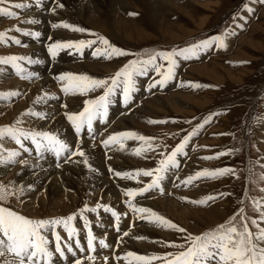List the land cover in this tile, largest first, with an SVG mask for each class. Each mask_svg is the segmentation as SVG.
I'll return each instance as SVG.
<instances>
[{"label":"rangeland","instance_id":"rangeland-1","mask_svg":"<svg viewBox=\"0 0 264 264\" xmlns=\"http://www.w3.org/2000/svg\"><path fill=\"white\" fill-rule=\"evenodd\" d=\"M87 1L81 0L79 2L78 0H71V6H67L62 0H56L54 6L47 13L45 8L50 4V0H44L41 8L32 7L26 10V12L32 11L30 13H34L31 18L37 19L39 24L42 23L43 25L44 23L45 25V19L48 18V23L46 22L48 26L45 29H41L39 24H28L31 26L30 28L24 27L26 23H23V21L27 18L23 19L21 17L23 13L19 12H25V10L11 8V3H29V0H11V3L0 5V7H9L10 10L19 13V18L0 16V31L19 26L22 29L42 33L39 39H33L32 37L12 31L9 35L20 38L22 44L15 45L8 43L10 45L8 46L7 44L0 43V56H27L32 57L36 61L31 64L21 62L26 70L25 72L36 74L34 78L21 79L14 75L12 71V76L10 75L6 80L0 79V92L8 91V85L13 80L21 82L23 86L22 89H19L20 95L18 97L0 100V118L4 113L3 108L6 109V113L8 112L6 116L10 117L12 115L10 109L15 104L20 103L29 94L30 89H27V83H29L28 88H30V85H34L36 81L43 80L44 76L36 70L37 67L42 70H48V72L52 73V76L46 77L48 78V83L44 84L38 95H36L33 106L36 105L37 98L44 94L54 95L56 97L53 99L54 105H60L59 107L64 106L67 103V99L72 98L74 100L75 98L76 103H74V107L72 108L74 111L70 112L75 113L83 109L85 99L95 98L102 94L103 90L98 89L87 95L64 94L62 96L58 91V80L55 83V77L58 74L67 71L74 74H87L94 78H108L114 75L128 60L136 59L138 56L146 58V54L153 50H169L173 47L179 49L203 40L205 37L211 38L225 32L233 33L226 37V48L217 49L213 45L212 48L201 53L197 58L186 61L180 60L179 67L176 69V74L172 79L175 81L172 82L171 80L164 89L156 91H154L155 88L151 89L153 91L152 94H146L142 97L139 96L142 91H136L133 98L139 96L135 103L137 105L134 106L131 112L118 116L112 125H116L114 128L121 127L118 124V119H120L121 122L124 121L123 123L128 125L123 124L126 127L123 131L131 130L153 138L154 151L145 153L141 157L136 156L132 154V151L139 145H136L135 140L125 141V150L120 151L117 148V152L123 155L122 159H126L125 168L123 170H114L110 167L112 170L122 173L128 172L131 169H153L155 168L153 165H156L161 158L159 153H170L196 125L203 123L205 118L211 117L210 121L198 129L197 135L193 136L188 142L191 145L189 146V150L185 151L186 155H184L181 161L182 167L180 168V172L174 175V171L178 169H173L170 171L172 177L168 174L166 175V180L170 183L166 186V189L164 188L163 192L157 191L158 194L153 196L151 200L138 199L139 201H137V203H142L138 206H148V208L156 211L159 215L164 216L185 229L186 232L180 233L176 230L157 227L153 224L148 227L151 230V236L145 235L144 238L148 239L143 242L144 249L137 254H156L160 256V252L180 251L181 249L166 246V241L183 243V238L186 234H201L206 230L212 229L214 226L228 220L241 208L244 209L246 216L257 217L258 213L254 210L253 201L264 198V191H261V189H264V180L259 179L264 174V167H262L264 165V3H260L259 0H103L99 2L93 1L92 3L90 1L87 3ZM58 4H63L64 7L60 8ZM77 5L79 7L82 5L83 9L90 7L89 10L86 9V12L88 11L87 14L80 16ZM246 6L250 7L252 11L248 12ZM54 7L55 12L52 11ZM99 9L102 11L101 13H99ZM63 11H68V15H65ZM130 13H135V15H130ZM38 14L44 15L45 19L38 16ZM53 15L58 16V18ZM59 16L62 17L60 18ZM55 22H67L73 26L82 27L87 31L81 33L62 27L51 28V25ZM110 22L114 26L119 23L118 25L121 29L113 27L110 25ZM92 33L104 36L112 46L126 51L129 55L114 57L112 59L93 57L92 51L96 47H100L97 43L91 48L85 47L83 50L85 51L84 56L76 57V54L66 56V53L70 50L60 52L56 58H52L57 62L51 59L52 65H48L47 54L45 55L42 46L40 55L32 51V45L39 44V40L44 39L46 35H52L49 41L51 43L56 41L95 39ZM49 43L46 44V48ZM86 50H90L91 52ZM9 69H11L10 66ZM148 76L151 80L154 76L157 79L159 78L153 71H150ZM23 80H26V83ZM140 80L141 82L143 81L142 77L138 78V81ZM189 82H196L200 87L192 88L189 86ZM151 91L149 90L148 92L151 93ZM133 98L127 106L131 105ZM117 104L119 103L116 101L111 108L113 109ZM31 106H28V109H33ZM127 106L122 110L127 109ZM48 107L51 108V106H46V108ZM26 110L17 114L9 122L0 123V126L11 124L21 117V114ZM33 110L35 111V109ZM113 115L114 112L108 118ZM26 117L24 116L23 118L24 123L22 126L37 129L35 125L32 126L28 123L27 119L29 118ZM55 117H58L56 113L54 120L57 119ZM149 120L165 122L153 124L149 123ZM63 124L64 126L66 125L65 123ZM63 124L61 125L62 129L66 132L68 127L67 125L64 127ZM51 130L47 129L50 132ZM114 130H111L109 135L113 134ZM118 132H121V130ZM61 137L65 138L64 136ZM89 142L90 140L87 139H82L79 142L80 147L87 156L89 154V149H86L88 145L92 147L91 151H94L96 146L100 151L101 148L95 142ZM70 144H72V141ZM156 145H159V147H155ZM10 146L17 148L12 142H10ZM220 152L228 154L217 157V154ZM24 154V156H27V153ZM46 154L50 156L49 159L52 158L51 154ZM156 155L157 157H155ZM102 156V159H104L103 152ZM202 157L217 158L202 159ZM43 159L48 162L46 158H40L39 160L42 161ZM82 160L83 158L79 156L72 157L73 162L81 161L79 164L86 171H89V168L83 165ZM53 163H55V168L63 169L68 162L60 164L53 161ZM57 164H59V168ZM18 165L20 164L16 163L7 167L2 166V170L5 172L3 173V177L0 174V183L22 186L24 184L23 180L19 178L16 174L17 172L15 173ZM222 168H232L235 170V174L215 178H201L195 180L189 186L180 184L181 180L202 169L215 170ZM114 171L107 173L105 170L107 178L111 181L112 178L116 177ZM109 174L112 175V178ZM137 179H140V177ZM172 179L175 180L172 182ZM135 180L132 179L130 183H133ZM87 183V177L84 175L74 180L72 187L67 188V194L69 196H76L75 200L68 197L64 199L63 203L58 202L54 205L52 204L53 201L47 206H41L37 202L34 205H25L23 196H20L10 198L5 206L28 218L47 219L67 217L69 214L78 213L86 204L89 207H94L97 203L120 207L119 203L124 202L122 200L123 194H120V197L117 195V199L116 197H112L110 193H106L103 189H99L94 193L92 192L93 190L89 191V184ZM120 184L122 185V183ZM120 184L117 183V187L119 190H123ZM41 191L43 192V188L40 189ZM219 193H228L230 195L224 197L218 196L217 199L208 201L203 205L189 202V200H199L209 195L217 196ZM62 194L63 192H61ZM49 195L50 201L61 198L60 193L52 194L51 192ZM184 197L189 199H182ZM166 199L176 204L173 210L168 208V206L164 207L162 205V201H166ZM146 201L150 203L148 205L143 204ZM100 209L103 210V208ZM183 209H189L185 216L180 213L183 212ZM119 210L112 209L115 212ZM84 214L93 220L91 213L85 212ZM103 215L105 218H109L110 222L114 218L111 213L108 214L99 210L100 218L97 222L105 220L103 219ZM77 223L78 219L74 222L76 228H78ZM99 224L102 229H105L104 227L109 225L108 222ZM143 226H147V222L143 221ZM249 226L251 227L250 221ZM91 227H94V224ZM112 229H114L113 233H118L115 228ZM93 233V235L97 236V233ZM84 238L86 240L81 247H78L79 249L73 245L74 249H76L73 259L77 258L78 255H87L83 254L85 250L90 252L87 247V236L84 235ZM123 239L122 243L124 245L125 237ZM127 240L128 237L126 236ZM98 245L99 243L95 244V246ZM52 247L54 248L53 245ZM117 247V245H114V248H103L105 250L110 249V251L112 250V252L117 254ZM78 250H81L80 253L82 254H78ZM54 261L55 264H60V261L55 258ZM61 263L65 264L68 262L61 261ZM83 263L100 264V260L97 259L93 262L82 260ZM111 263V261L107 262V264ZM161 263L162 261L152 262V264ZM121 264L125 263L121 261Z\"/></svg>","mask_w":264,"mask_h":264},{"label":"snow or ice","instance_id":"snow-or-ice-1","mask_svg":"<svg viewBox=\"0 0 264 264\" xmlns=\"http://www.w3.org/2000/svg\"><path fill=\"white\" fill-rule=\"evenodd\" d=\"M264 3V0H259ZM11 3V0H0V5ZM44 0H29V3H11V8L20 10H28L32 7H40ZM58 7L63 8V4H58ZM246 10L251 12L252 9L246 6ZM55 12V8L52 9ZM135 15V13H130ZM0 16L19 18L17 11L10 10L9 7H0ZM26 24H38L39 21L35 18L24 20ZM52 28L70 29L75 32H85L82 27L73 26L67 22L54 23ZM15 31L24 36L39 39L41 33L29 29H22L19 26L0 31V43L11 42L15 45H21L22 40L16 36H10L9 33ZM233 33L225 32L217 34L211 38L203 39L194 42L191 45L182 48H171L169 50H153L146 54V58L137 57L130 59L122 65L111 77L94 78L87 74H74L65 72L58 74L55 79L61 82V92L65 95L79 94L87 95L102 89V94L95 98L84 100V107L78 113L65 112L67 121L74 129L77 137H80L82 130L92 136L93 122L99 121L103 123L108 115L109 105L112 103V97L119 94L122 96L124 103H129L133 94L138 90L137 82L139 77H146L150 71H153L159 78H152L147 85L146 90H151L157 86L163 89L175 76L176 69L179 67L180 60H190L199 57L201 53L208 51L213 45L217 49L227 47L225 40L228 35ZM95 39L78 40V41H56L47 45V52L53 59L56 58L61 51L74 49L76 53H83L85 47L91 48L97 43L100 47H96L92 52L93 57H104L112 59L114 57H123L129 55L126 51L112 46L108 39L104 36L92 33ZM74 54V53H70ZM21 62L31 64L36 62L32 57L8 55L0 56V65L11 66L21 79H32L36 74L31 73L25 75V69ZM0 68V71H3ZM192 88H198L200 85L196 82H189ZM19 91L9 90L0 92V100L5 98L11 99L18 97ZM56 97L50 94H44L37 98V103H42L46 106L50 99ZM67 107V105H64ZM33 116L37 119H47V113L39 110L28 109L21 114L9 125L0 126V166H10L16 163L27 165V160H20L21 151L29 152L34 150L37 157H42L45 152L53 153L56 157H63L65 162H73L72 157H82V163L90 171H96L90 163L89 157L80 147L79 141L75 150L71 144L62 138L59 132H50L47 130H38L33 128L23 127V117ZM211 117L204 119L203 123L196 125L183 139L172 149L170 153H159L162 157L158 160L157 166L153 169H138L130 172L114 171L116 177L124 179H137L141 176L150 177L149 183L143 187L134 188L128 187L122 190V194L127 196L128 207L140 220L154 223L157 227L176 230L180 233H185L186 230L179 227L169 219L159 215L156 211L144 207L137 206L132 203L133 199L148 193L150 190L159 189L163 192L161 183L166 179V175L173 169L179 168L178 156L186 155L185 147L190 139L197 135L198 129L202 128L210 121ZM149 123H164L165 121L149 120ZM139 141L138 147L134 148L132 154L141 156L145 153L154 151L153 138L139 134L135 131H122L109 135L102 140L105 147L119 145L120 151L125 150V141ZM14 142L17 148L6 147L7 143ZM25 142H30L33 149H29ZM155 147H159L156 145ZM235 151V150H234ZM67 154V155H65ZM228 153L220 152L218 156H223ZM217 157H202V159H213ZM110 158V157H109ZM81 163V161H75ZM59 167V164H57ZM264 167V165H262ZM235 170L232 168L222 169H202L195 172L193 175L186 177L180 181L184 186L191 185L195 180L201 178L223 177L225 175H234ZM264 180V174L259 177ZM29 189L30 185L27 186ZM25 186L5 185L0 183V258H5L3 264H55L54 256L57 254L63 257L66 252L73 253L74 248L71 243L63 240L57 228H62L67 235L68 241L73 240L79 235L78 229L74 226V221L78 218L82 221L87 230V247L90 252L95 251L94 241L96 237L90 225V221L84 215L85 212L96 213L98 209L103 208L104 212H109L116 218V230L119 232V216L112 208L107 205L97 203L94 207H89L87 204L79 210L78 213L69 214L67 217L28 218L10 207L5 206L12 197H20L23 195ZM264 191V189H261ZM230 195L228 193H219L217 196L209 195L199 200H189L190 203L199 205L206 204L208 201L215 200L219 197ZM182 199L188 200L184 197ZM254 210L258 213L257 217H248L244 214V209L241 208L237 213L233 214L225 222L214 226L212 229L206 230L201 234H186L183 243L167 242L166 246L181 249L177 252H169L163 256L156 254H137L133 251H128L123 257L116 256L115 259L121 258L128 261V264H152L153 261H162V264H264V198L253 201ZM239 217V219H237ZM249 221L251 227L249 226ZM255 229V230H253ZM49 234L52 239H49ZM129 236L128 232H123L122 237L118 240V246L123 241V237ZM139 239H144L139 237ZM159 242V241H158ZM101 248L108 247L104 239H99ZM54 244V248L52 245ZM75 246L78 248L80 242L75 240ZM10 256L11 259L6 257ZM89 260H94V256H89ZM108 258L105 257V264ZM74 264H82L80 259H76Z\"/></svg>","mask_w":264,"mask_h":264},{"label":"bare ground","instance_id":"bare-ground-1","mask_svg":"<svg viewBox=\"0 0 264 264\" xmlns=\"http://www.w3.org/2000/svg\"><path fill=\"white\" fill-rule=\"evenodd\" d=\"M64 2V4H66L67 6H69L71 4V0H62ZM74 1V0H72ZM79 2L81 0H78ZM90 1V3H92L93 1H96V2H99V1H103V0H88L87 3ZM78 2V3H79ZM86 2V0H85ZM77 3V4H78ZM83 4V3H81ZM95 4V3H93ZM54 6V5H53ZM71 6V5H70ZM56 7V6H55ZM54 7V8H55ZM78 7V10H79V14L80 16L82 15H86L87 12H86V9L89 10L90 7L88 8H82V5ZM46 9V8H45ZM98 10V9H97ZM100 10V9H99ZM32 11H29V12H19V13H23L22 14V18L25 19H30L32 15H34V13H30ZM41 12V11H40ZM65 12V15H68V11H63ZM83 12V14H82ZM102 11L100 10L99 13H101ZM25 13V14H24ZM42 13V12H41ZM44 13V12H43ZM61 13V12H60ZM85 13V14H84ZM46 14V13H45ZM59 14V13H58ZM48 15V14H47ZM105 15V14H104ZM38 16L40 17H43L45 19V16L42 15V14H38ZM53 16H56V15H53ZM63 16V15H62ZM61 16V17H62ZM101 16V15H100ZM60 17V16H59ZM60 17V18H61ZM84 17V16H83ZM106 17V16H105ZM33 18V17H32ZM56 18H58V16H56ZM92 18V17H91ZM25 19V20H27ZM42 19V18H40ZM43 20V19H42ZM61 20V19H60ZM88 21L90 23L91 20L88 19ZM56 23V22H55ZM104 23V22H103ZM39 24V23H38ZM119 24V23H118ZM116 24L115 26L113 25L112 22H110V25H112L113 27L115 28H118V29H121L119 27V25ZM5 25V24H4ZM48 26V24H46L45 22V25L43 23L39 24V27L41 29H45V27ZM26 28H30L31 26H29L28 24H25ZM5 28V27H3ZM33 28V27H32ZM52 28V27H51ZM112 28V27H111ZM49 29V28H48ZM137 31V30H136ZM114 32V31H113ZM139 33V32H137ZM42 34V33H41ZM52 36V35H50ZM130 37V36H129ZM27 40V39H26ZM43 40V39H42ZM42 40H39V44H34L32 45V51H34L35 53H38L40 55V52H41V42ZM29 41V40H28ZM31 41V40H30ZM33 42V41H32ZM31 42V44H32ZM29 43V42H28ZM37 55V54H36ZM42 57V56H41ZM37 59V58H36ZM41 59V58H40ZM45 60V59H44ZM53 60V59H52ZM54 62H57L56 60H53ZM42 62V61H41ZM47 63V62H46ZM58 64V63H57ZM56 64V65H57ZM37 65V64H36ZM52 65V64H51ZM1 66V65H0ZM47 66V65H46ZM34 68V66H32ZM4 70L3 71H0V79L1 80H6L7 77H9L10 75L12 76V71L11 69H9V66H3L2 67ZM195 68V67H194ZM197 68V67H196ZM199 68V67H198ZM203 68V67H201ZM110 69V68H108ZM208 69V68H207ZM40 74H42L44 77H43V80L41 81H36V83H34V85H30V88H28L29 86V83H27V89H30V92L28 95H26V97L18 104H15L13 106V108H11L10 110L12 111V115L9 117L6 116V109H4V113L3 115H1V118H0V123H6V122H9L10 120H12L14 117L17 116V114H20L23 110H26L28 109V106H31V108L35 109V110H39V111H43V112H46L47 113V119H37L36 117H33V116H27L29 119L28 120V123L30 125H35L37 127V129L39 130H51V129H55V130H51V132L53 131L54 133L55 132H59V134L61 136H64L67 141H72V136H70V133H69V130H63L62 129V124L65 123L64 122V117L63 115H65L64 113L65 112H71V111H74L72 108L74 107V103L75 102V98L74 100H72V98H69V100L67 99V103L65 105H67V107H59L60 105H54V100L53 99H50L46 106H51V108H46V106L42 103H35L36 105L33 106V101L35 100V97L36 95H38V93L40 92V90L42 89V86L44 84H47L48 83V78H46L47 76H52V73L48 72V70H45V69H39L37 67V69ZM207 71V70H206ZM205 71V72H206ZM67 72V71H66ZM207 74V73H206ZM210 74V73H209ZM210 76V75H209ZM46 78V79H44ZM42 79V78H41ZM21 80V79H20ZM24 81V80H23ZM26 81V80H25ZM24 81V82H25ZM6 82V81H5ZM3 82V83H5ZM8 82V81H7ZM26 83V82H25ZM6 85V84H5ZM8 91L9 90H15V91H19V89H22L23 86L21 85V82H17L15 80H13L10 85H8ZM25 86V85H24ZM47 92V91H45ZM23 94V93H22ZM54 96V95H53ZM189 99V98H187ZM158 100V99H157ZM79 105V104H78ZM119 105L120 104H117L113 109H116L114 111H119L120 108H119ZM30 109V108H29ZM67 111H66V110ZM124 109V108H123ZM48 110V111H47ZM122 110V109H121ZM52 111V113L50 112ZM55 113L58 115V117H55L57 118L56 120H54V115ZM26 117V118H27ZM24 118V117H23ZM59 118V119H58ZM121 118V117H120ZM128 119V118H127ZM118 124H120L121 127H117V128H114L116 127L111 125L110 127V130H122L123 129H126V127L123 126L124 125H127L123 122L120 121V119H118ZM127 123V122H126ZM64 126V124H63ZM66 126V125H65ZM64 126V127H65ZM128 126V125H127ZM111 133V132H110ZM14 143V142H12ZM27 142H25L26 144ZM90 143V142H89ZM136 145H139L138 144V141H135ZM27 145V144H26ZM81 146V145H80ZM6 147L8 148H12L10 146V143H7ZM89 149V154H88V157H89V163L90 165L96 169V171H86V169H84L83 166H81L79 163H75V162H68L65 164L64 168L63 169H57L55 168V164L53 163V159H49L50 156H47L48 154H44L42 156V158H46L48 160L45 161V159H43L42 161H40L39 159L40 158H37L36 156H33L32 152H27V156H24L25 154L21 151V156L18 157V159H21V160H27L28 161V164L27 165H18L17 166V170L15 171V173L19 176L20 179L23 180L24 184H22V186H25V190L23 192V200H24V203L25 205H34L36 202L37 204H40L41 206L44 205V206H47V205H50V203H52L53 201V205L54 204H57L58 202H61L63 203L64 202V199L65 198H68L70 197L72 200H75L76 199V196H69V194H67V188L68 187H72V182H74V180H76L77 178L79 177H82L84 175H86L87 177V180H88V183L89 184V191L90 190H93L92 192L96 193L99 189H103L105 190L106 193H110V195L112 197H116L117 198V192L115 191L114 189V186L117 187V183L116 184H113L111 180H109L107 178V174L105 172V168H104V165H103V156H102V152L103 150L98 149V147L96 146L95 147V150L94 151H91L92 147L88 145V147H86V149ZM117 148H119V145H115V146H112L111 149L108 148L107 149V162L109 164V166L112 167V169L114 170H123L125 167L124 165L126 164V159L123 160L122 157L123 155H121L120 153H118L117 151ZM94 149V147H93ZM113 151V152H112ZM100 153H101V156H100ZM109 154V155H108ZM44 156H47V157H44ZM125 156V155H124ZM110 157V158H109ZM7 170V169H6ZM5 171L2 170V166H0V174L1 176L3 177V173ZM130 172V171H128ZM105 174V176H104ZM168 175H170L172 177V174L169 172ZM113 179L115 180H118L117 177H114ZM185 179V178H184ZM173 180L175 179H172V182ZM19 182V181H18ZM171 182V181H170ZM171 182V183H172ZM177 182V181H176ZM168 183L167 180L165 179L162 183H161V187L164 189H166V186H168ZM30 185L31 188L29 189L27 186ZM43 188V192L41 191L40 192V189ZM87 189V190H88ZM121 189V188H120ZM159 191V189H153L152 192H157ZM54 194V193H60L61 195V192H63V194L61 195V198L59 199H53V200H49V193ZM120 193H122V190H119ZM93 193V194H94ZM122 195V194H121ZM122 197V196H121ZM118 199V198H117ZM70 200V199H69ZM116 200V199H115ZM122 200H124L122 198ZM158 201H161V200H158ZM75 203V201H74ZM150 202L146 201L144 202L143 204L145 205H148ZM18 204V203H17ZM22 204V203H21ZM139 204H142V203H139ZM162 205L165 206H168V208L172 209L176 206L175 203L173 202H169L168 199H166V201H162ZM178 205V204H177ZM22 206H24L22 204ZM118 206V204H117ZM148 207V206H147ZM178 209V208H176ZM51 210V209H50ZM188 210L189 209H183L182 211L183 212H180L182 215H186L188 213ZM104 216V215H103ZM136 216V215H135ZM113 217V216H112ZM105 219L104 221H100L97 223L98 226H96V223H93L94 224V227L93 228V231L96 232H99L100 231V234L98 236H101L102 234L104 235L106 233V229H102L100 224L99 223H104V222H108L110 224V219L109 218H104ZM102 220V219H101ZM147 222V221H145ZM135 222V226L132 230H130L128 233H129V236L128 237V240L126 241V237H125V248H124V245L123 243L121 242L118 246V244H115L117 245V254H115L114 252H112V250L110 251V249H107L105 250L104 248H101L99 245L98 246H95V248H99L100 252L102 253V255H107V254H111L113 259L116 261L117 264H121V261H123L125 264H128V261L121 258L120 260H117L115 259L116 256H120V257H123L124 256V252H128V251H133V252H136V253H139L141 252L144 247H143V242L145 240H147L148 238H144L145 235H148L151 236L150 232L151 230L148 229L149 226L153 225L154 223H149L147 222V226H143V222L141 223H137ZM139 225V226H138ZM146 225V224H145ZM93 226V225H92ZM124 225L122 226V229H124ZM140 228H143V229H140ZM116 229V228H115ZM114 230V229H112ZM112 230H107V234H109V237L112 239L113 235L110 233V231ZM94 234V233H93ZM114 235H117L118 233H113ZM150 234V235H149ZM139 236H142L144 239H139ZM131 237H135V238H131ZM137 237V238H136ZM124 240V239H123ZM146 246V245H145ZM84 248H86L84 246ZM79 249V248H78ZM87 249V248H86ZM81 250H78V254H82L80 253ZM83 254H91L90 252H88L87 250H85L83 252ZM80 255L77 256V258L79 257ZM110 261V260H109ZM90 262V261H89ZM86 263V262H85ZM60 264L61 261H60ZM84 264V263H83ZM90 264V263H89ZM93 264V263H91ZM112 264V263H111ZM133 264H135V262H133Z\"/></svg>","mask_w":264,"mask_h":264}]
</instances>
